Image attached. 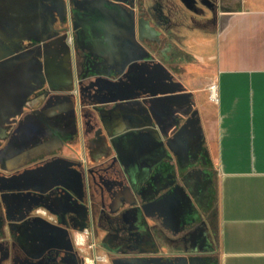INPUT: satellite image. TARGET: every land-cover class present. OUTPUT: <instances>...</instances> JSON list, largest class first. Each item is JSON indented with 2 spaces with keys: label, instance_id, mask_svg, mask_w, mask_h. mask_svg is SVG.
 <instances>
[{
  "label": "crops",
  "instance_id": "crops-1",
  "mask_svg": "<svg viewBox=\"0 0 264 264\" xmlns=\"http://www.w3.org/2000/svg\"><path fill=\"white\" fill-rule=\"evenodd\" d=\"M152 3L0 0L6 191L19 168L43 159L61 158L55 174L73 183L78 163L92 177H116L117 169L128 189L117 195L105 178L102 199L151 216L168 236L128 240L122 245L137 248L123 249L120 264H210L200 225L215 191L216 264H264V0H217L215 12L193 17L217 24L192 33L200 43L188 55L200 69L180 77V52L157 46L165 35L152 23L161 17ZM213 81L218 104L208 96ZM25 172L39 183L47 177ZM188 229L196 233L183 241ZM53 264L76 262L58 256Z\"/></svg>",
  "mask_w": 264,
  "mask_h": 264
},
{
  "label": "rangeland",
  "instance_id": "rangeland-1",
  "mask_svg": "<svg viewBox=\"0 0 264 264\" xmlns=\"http://www.w3.org/2000/svg\"><path fill=\"white\" fill-rule=\"evenodd\" d=\"M146 1L151 7L153 4V0ZM216 1L217 0H161L162 5L164 6L165 13H168L169 9L173 11L172 18L174 21H152V23H156L159 25L162 33L165 35L158 40L157 46L160 48L170 46L171 53L173 55H176L178 51L180 52V54L176 56L178 60L174 68L176 74L179 77L183 74L196 72L197 69H200V65L197 64L190 55H188V53H190V49L199 45L200 42L192 41L190 36L192 35V33L201 34L206 33L207 31H213L216 28L217 21H197L193 17L202 16L206 11L215 12ZM199 38L200 37L198 36V38L195 39ZM77 59L81 60L82 55L80 56L79 53H77ZM57 160L62 159L54 157L32 167L17 170L15 173L17 177H11L16 180V186L10 193L6 191L7 189H9V173H7L4 167L0 165V194H2V199L0 200V208L2 209L1 215L3 218V224L0 228V240H2L3 244L0 246L3 249L2 255L0 257V264L19 263L20 259L23 258L24 251H26L28 256L23 264H53L58 256H55V254L53 255L52 250H58L62 247H69V241H67L68 239L66 238V235L60 234L58 232V227L60 225L65 226L66 222L59 221L56 214L51 209V206L61 207L59 201L54 197L40 199L35 195L27 193L25 191V185H27L28 181H31V177H24L26 173L25 171L30 169L37 172L41 171L43 173H46L47 177L45 178H51L53 175H55L56 171L55 165L53 166V163H56ZM65 161L66 163L73 164V161H71V159L65 158ZM78 167V171L81 177H75V180L77 179L78 185L81 189L86 190L87 186L85 172L84 170L82 171L79 163ZM115 172L116 177L98 176L91 177V179L89 180V186L91 187L93 192L92 201L94 206L95 221H97L98 218V213L100 210L99 208L104 205L103 200L106 204V207L109 209L111 208V199H109L110 197H105V199H102V196H104L103 188L108 185V183L106 184L105 182L107 178H109L113 182L110 187H115L114 190L116 192H120L121 189H128L125 177H122V174L117 171V169H115ZM68 178L69 177H65L64 179L59 181L61 185H63L66 189V197L64 199L65 205H68V203L73 204L75 201L74 197H76V194L73 191L74 184L71 180L69 181ZM115 181L116 183L114 184ZM47 185L48 186L46 187V189H40L38 191H46L51 186H53L54 183L51 179H49ZM139 203L141 205L142 201H139ZM29 206L32 207L34 212L40 215L39 218L44 221V225L47 224L50 227L48 228L47 235L40 232L38 240L28 244H21L20 241L18 242L20 243L19 246L15 244V241H18L20 239V236L16 235L15 233L17 232L18 234L19 232L20 234V229L15 231L16 229L13 222L24 220L26 216L24 212L29 209ZM8 207L10 208V210H8L6 214H4L3 208ZM117 211L118 210H114V212ZM131 215L133 216L128 218V224L122 222L123 225L121 224L115 229L112 228L110 230H106L103 228H96L94 243L97 245V247L96 249H90V242H88L87 244H85V251H89L93 256L96 255L97 251H104L109 255L111 264H120L121 258L119 256L121 255L123 249L137 248V246L133 244H129L128 246L122 245L128 240L143 241L145 238L149 240L167 239L168 236L158 227L157 224H155V220L151 216L142 218L140 215L135 213ZM46 219H48V221ZM204 220L206 222V225L202 223L200 227L205 226L204 229L206 233L203 235V237L206 236L207 245L203 248L208 252L210 264L211 262L216 264V260L218 259L219 224L217 194L215 193V191L213 202L211 203L208 213L205 214ZM49 221L57 223V226L52 225ZM12 223L13 226L11 225ZM196 226L199 225L196 224ZM75 232L76 231H74V233ZM195 233L196 232L188 229L179 237L184 241L185 239L192 237ZM160 248L163 250L164 246L161 245ZM80 257L82 261H85L83 256L80 255Z\"/></svg>",
  "mask_w": 264,
  "mask_h": 264
},
{
  "label": "flooded vegetation",
  "instance_id": "flooded-vegetation-1",
  "mask_svg": "<svg viewBox=\"0 0 264 264\" xmlns=\"http://www.w3.org/2000/svg\"><path fill=\"white\" fill-rule=\"evenodd\" d=\"M154 1H155V5L157 6V9L159 8L161 12L160 21H174L172 18L173 11L169 9L168 13H165L164 6L162 5L161 0H154ZM145 12L147 14L148 11ZM76 61L78 62L77 51H76ZM46 160L47 159L39 160L38 162L35 163V165L45 162ZM32 166L34 165H29L28 167H32ZM22 168H27V167H21L18 170ZM81 169L82 171L84 170L85 172L87 191L81 189L78 185V182L73 183L74 184L73 191L76 194L75 195L76 197H74L75 201L73 204L68 203V205H65L64 203V199L66 197V189L63 185H61L59 181H61L65 177L63 178L57 177L55 174L51 178L44 177L45 179L42 181V183H39V181L37 180L30 179L31 181H28L27 185H25L26 186L25 191L27 193H31L40 199H47L48 197H54L61 204V207L51 206V209L56 214L59 221L66 222L65 226L58 225L59 226L58 232L60 234L66 235V238L68 239L67 241H69V247L68 248L62 247L59 248L58 250L53 249L52 251H53V255L55 254V256H59L67 259L68 258L74 259L76 264H85V261H82L79 253L73 246L71 236L74 233V231L83 232L84 230L89 229L91 232L95 234L96 228L97 229L103 228L106 230H110L112 228L115 229L119 225L121 224L123 225L122 222L128 224L125 221V219L133 216L131 215L133 213L126 211V209L118 210L117 212H114L115 209L111 204V208H110L111 210L106 206H104L103 208H99L100 210L98 213V218L97 221H95L94 206L92 201L93 192L91 187L89 186V180L92 177L91 168L89 167V165L86 164V166L85 165H83V167L81 166ZM49 179L53 181L54 185L51 186L46 191H38L40 189H46V187L48 186L47 184ZM115 183L116 181L114 182V184ZM126 191L127 189L120 190L121 193L122 192L125 193ZM120 192H117V195ZM77 198H79V201H77ZM31 209L32 207L29 206V209L24 212V214L26 215L24 220L13 222L16 229L15 231L20 229V234L19 232L18 234L17 232L15 233L16 235L20 236V239L19 240L17 239L18 241H15L16 245L20 246V243L28 244L35 242L36 240L39 239L40 232L47 235V231L50 226L47 224L44 225L43 223L44 221L39 218L40 215L34 212L33 209L32 210ZM46 220L48 221V219ZM49 222H51L52 225L57 226V223L53 221H49ZM88 242L89 241L86 238L85 244H87Z\"/></svg>",
  "mask_w": 264,
  "mask_h": 264
},
{
  "label": "clouds",
  "instance_id": "clouds-1",
  "mask_svg": "<svg viewBox=\"0 0 264 264\" xmlns=\"http://www.w3.org/2000/svg\"><path fill=\"white\" fill-rule=\"evenodd\" d=\"M88 239L89 248L96 249L97 245L94 243L95 234L90 230H84L83 232H75L71 236V240L74 248L77 252L84 257L85 264H111L109 255L104 251H97L93 256L89 251H85V241Z\"/></svg>",
  "mask_w": 264,
  "mask_h": 264
},
{
  "label": "built area",
  "instance_id": "built-area-1",
  "mask_svg": "<svg viewBox=\"0 0 264 264\" xmlns=\"http://www.w3.org/2000/svg\"><path fill=\"white\" fill-rule=\"evenodd\" d=\"M208 96L209 100L214 103L218 104L220 101V94H219V85L216 81H213L209 86H208ZM89 230V229H87Z\"/></svg>",
  "mask_w": 264,
  "mask_h": 264
},
{
  "label": "water",
  "instance_id": "water-1",
  "mask_svg": "<svg viewBox=\"0 0 264 264\" xmlns=\"http://www.w3.org/2000/svg\"><path fill=\"white\" fill-rule=\"evenodd\" d=\"M77 201H79V198H77ZM11 225L13 226V223Z\"/></svg>",
  "mask_w": 264,
  "mask_h": 264
}]
</instances>
